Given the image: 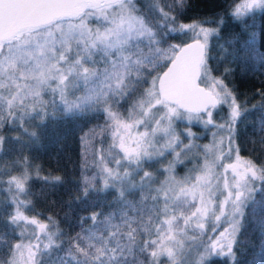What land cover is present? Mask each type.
Masks as SVG:
<instances>
[{
    "label": "snow or ice",
    "instance_id": "obj_1",
    "mask_svg": "<svg viewBox=\"0 0 264 264\" xmlns=\"http://www.w3.org/2000/svg\"><path fill=\"white\" fill-rule=\"evenodd\" d=\"M185 7L186 0H146L142 6L138 0H0V129L22 130L35 142L38 133L29 127L41 129L61 118L103 112V127L81 137L82 169L89 167L88 148L97 135L101 147L91 161L97 171L91 176L82 172L76 200L110 189L116 193L109 204L115 210L81 216L80 231L67 238L65 247V233L53 217L42 222L22 211L31 204L21 199L32 194L28 157L8 161L6 170H0V185H6L3 190L10 197L3 209L8 219L0 231V247L7 252L0 264H213L212 257L235 259L247 209H264V165L242 161L238 148L236 161L226 163L238 121L248 110L224 79L212 76L208 65L209 38L219 37V25L177 23ZM228 8L226 15L246 24L257 11L264 14V0H231ZM189 32L194 34L191 43L164 46L170 33ZM238 43L233 38L221 46L224 59ZM205 80L208 85L201 87ZM124 103L126 113L119 110ZM220 105L228 106V117L215 124L213 110ZM182 119L226 129L228 150L214 132L213 142L203 146V163L197 161L178 178L180 157L199 147L189 129V144L176 151L182 141L174 124ZM105 134L111 137L107 149ZM15 142L22 144L21 136ZM11 143L0 134V154L7 155L5 146ZM168 150L175 159L162 171L149 170ZM39 172L37 168L36 176L45 184L63 183L59 175ZM8 206L14 208L10 213ZM213 217V233L222 218L228 227L204 241L206 223ZM21 223L35 226V243H10L7 229ZM261 228L264 232V222Z\"/></svg>",
    "mask_w": 264,
    "mask_h": 264
},
{
    "label": "trees",
    "instance_id": "obj_2",
    "mask_svg": "<svg viewBox=\"0 0 264 264\" xmlns=\"http://www.w3.org/2000/svg\"><path fill=\"white\" fill-rule=\"evenodd\" d=\"M146 0H138V6L144 5ZM172 0H166L171 3ZM231 0H186V7L182 13L178 15L177 23H192L193 21L204 22L205 27H220L219 37L213 36L209 38V61L208 65L212 69V76L224 79L225 84L237 96L238 102L248 111L238 121L235 129L234 150L239 149V156L253 160L257 165H264V145L260 144V140L264 137V131L261 130V120L264 118V108L260 107L264 103V66L261 64V57L264 56V14L257 11L255 17L248 18L247 23L234 20L231 16L226 15L230 12L228 5ZM223 18V24L220 20ZM170 39L167 44H181L193 36L190 33L181 35L179 33H170ZM255 37L254 42L249 48L244 47V42ZM233 38H239V43L234 44L229 52L227 59L223 58L222 45L226 41ZM225 69L228 72L225 73ZM207 80L202 81L205 85ZM130 103V101H129ZM256 105L257 107L253 108ZM128 104L124 103L119 110L126 113ZM229 108L227 105H220L213 110V120L215 124L224 123L228 117ZM105 124V116L103 112L89 113L79 119L70 117L61 118L55 122H49L48 125L41 129L29 127V131H37L38 137L35 142H29L26 134L22 130L17 131L10 126L6 129H0V134L5 135L11 144H6L7 155L0 154V170H6V164L10 160L23 159L28 157L29 162L33 166L32 179L30 180L31 195L21 197L26 201H31L28 208L22 209L27 217L36 216L43 222H47L48 217H53L58 224L59 229L65 233L62 239L65 240L67 247V238L75 235L80 231L79 220L81 216H89L92 211H102L105 214L114 211V205L109 206L113 202L116 195L115 190H108L105 193H93L87 200L77 201L76 197L80 196V181L82 172L87 175H93L97 169L92 165L94 152L101 147V137L97 135L92 140L88 148L89 167L82 169L83 156L81 137L84 133L92 129L97 132ZM174 127L176 132L180 134L182 143L189 138L184 129L191 130L195 134L192 141L195 145L205 144L208 142L210 134H213L214 127L205 125L201 122L186 123L182 120L175 121ZM226 140L228 143V132L226 130ZM110 134L103 137V147L106 149ZM21 136V143H16L15 138ZM190 139V138H189ZM188 142V141H187ZM181 145V144H180ZM183 145V144H182ZM198 152V148H194ZM236 152V151H235ZM237 154V152H236ZM194 151L184 155L175 166V173L182 175L188 173L193 165L198 161L195 158ZM168 153L158 158L159 162L152 161V168L149 170L160 171L173 158ZM37 168L40 170V176L59 175L63 178V183L55 186L45 184L43 180L36 176ZM22 171V168H21ZM11 175H18L19 172L12 171ZM3 180L8 179V175L2 177ZM259 185V182H257ZM6 189V185H0V231H4V224L8 219L7 214L3 211L5 204H9L10 197ZM257 201L261 199V195L257 193ZM7 212H12V206L7 207ZM264 222V209L259 205L255 208L247 209L245 220V228L239 236V243L235 246V259L212 257L213 264H261L262 249H264V232H262L261 223ZM91 221H88L90 224ZM87 227V225H85ZM27 226L21 223L20 227L8 228L10 243L20 242L28 236ZM23 233V236H21ZM6 248L0 247V257L6 258Z\"/></svg>",
    "mask_w": 264,
    "mask_h": 264
},
{
    "label": "rangeland",
    "instance_id": "obj_3",
    "mask_svg": "<svg viewBox=\"0 0 264 264\" xmlns=\"http://www.w3.org/2000/svg\"><path fill=\"white\" fill-rule=\"evenodd\" d=\"M192 36L194 35L193 33H191V32H189ZM208 83H209V81H207L206 83H205V85L204 86H207L208 85ZM229 112V111H228ZM204 118L206 119L207 118V116H206V114H204ZM182 121L183 122H186V123H190L187 119H182ZM192 122H199V121H196V120H193ZM191 122V123H192ZM184 131V133L187 135V132H188V130L187 129H184L183 130ZM214 131H215V133H216V137H215V139L216 140H219V139H221V137H223V139H224V143H223V145H222V147H223V149L225 150V151H227L228 150V143H227V140H226V129H224V130H221V129H218V128H215L214 127ZM214 133V132H213ZM109 141H108V145H107V147H106V149L108 148V146L111 144V137H110V135H109V139H108ZM188 141V142H187ZM189 142H190V139L189 138H186V142H185V144H184V142L183 143H181V145H180V147L179 148H177L176 149V151H180L181 149H183V147H184V145H187V144H189ZM213 142V134H210V137H209V140H208V142H206L205 144H199V147H198V152H195V149L193 148V150L192 151H194V153H195V158H197L198 159V161L200 162V164H202L203 163V155H202V149H203V146L204 145H208V144H211ZM161 143H163V141H161ZM183 144V145H182ZM233 149H234V147H233ZM169 152V155L171 156L170 158H173V160L175 159V152H172L171 150H168L166 153H168ZM236 152H235V150H233L232 151V153H231V156H230V159L228 160V161H226V163H229V162H235L236 161ZM184 155H182L181 157H180V159L183 157ZM242 158V157H241ZM172 160V161H173ZM243 160H247V159H244V158H242V161ZM168 164H166L165 166H162L161 168H160V171H162L166 166H167ZM194 167H196V164L195 165H193ZM189 173V172H188ZM188 173H183L182 175H177L176 173V176L178 177V178H180V177H183V176H185V175H187ZM160 179H163V176H161L160 177ZM14 210V208H13V206H12V211ZM42 221V220H41ZM43 222V221H42ZM214 226H216V221H215V219H214V217L213 218H211L207 223H206V227H205V235H203L202 237H201V239L202 240H204V241H207L208 240V238L209 237H212L213 239H215L217 236H219V233L220 232H222L223 230H224V228H226V227H228V223L226 222V220H224V218H222L221 219V221H220V224H219V226L217 227V230H216V232L215 233H213L212 232V228L214 227ZM34 227L35 226H32V225H27V230H28V236H27V238H25V240H23V242L24 243H28V241L29 240H31L33 243H35V237L33 236V232H34ZM193 255L195 256V253H193Z\"/></svg>",
    "mask_w": 264,
    "mask_h": 264
},
{
    "label": "water",
    "instance_id": "obj_4",
    "mask_svg": "<svg viewBox=\"0 0 264 264\" xmlns=\"http://www.w3.org/2000/svg\"><path fill=\"white\" fill-rule=\"evenodd\" d=\"M192 42V39H190V40H188V41H186V42H184V43H181L180 45H183V44H186V43H191ZM200 86L201 87H206V86H204V85H202V84H200Z\"/></svg>",
    "mask_w": 264,
    "mask_h": 264
}]
</instances>
